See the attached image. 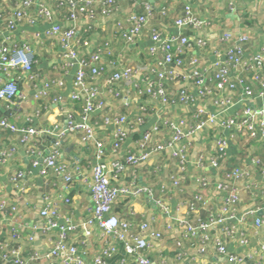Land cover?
<instances>
[{
  "label": "crops",
  "instance_id": "1",
  "mask_svg": "<svg viewBox=\"0 0 264 264\" xmlns=\"http://www.w3.org/2000/svg\"><path fill=\"white\" fill-rule=\"evenodd\" d=\"M46 3L53 12V21L63 26H69L67 7L57 6L55 0H39ZM96 0L95 2H97ZM232 2V5L230 4ZM189 4L197 19L202 21L201 26L195 28L188 26L185 35L190 39L191 45L185 49L180 57L183 59L182 67L178 68L175 79L167 82V101L159 98L152 99L138 96L131 83L118 82L108 86L101 77H88L89 83L98 87L100 96L107 106L103 111L92 114L87 120L96 132L97 138L106 148L114 138L117 125L114 118L126 116L133 120L127 126V137L121 143L115 156L122 159L127 153L137 149V141L146 130L157 127L153 134V142L166 143L171 136V129L167 123L184 119L187 125L202 121L207 115H214L216 120L207 124L202 130L191 132L182 138L179 145L187 150V163L181 169L179 159L172 155L171 149H164L154 153L144 164L129 168L118 178H112L113 185L134 183L146 186L150 194H140L136 197L121 195L113 207V212L121 219L132 223L131 234L138 233L141 223H148V230L143 234L150 246L144 251L145 256L152 264H231L224 255L217 252L212 240L202 243L197 236L187 239L181 238L179 229L166 230L167 218L162 215L156 199H161L170 209L172 220L186 219L189 222L208 219L209 215L221 214L223 193L217 191L212 185L200 189L195 181L196 176H203L211 181H222L225 170L232 167L247 168L249 158L256 156L264 167V141L260 139H245L235 133L234 128L223 125L228 117L238 118V121H251L257 125L259 110L264 107V95L257 97L245 96V87L256 91L259 83L252 79L253 71L249 67V60L264 46V0H115L113 9L109 14L103 13V6L94 3L92 19L82 16L75 24L76 34L71 39L79 56L87 57L94 49L108 50L112 56L127 65L139 67L140 74H149V68L154 64L155 55L150 53L149 47L154 43L150 33L145 31L132 44L127 43L122 35L123 29L128 25V17L133 12L144 11L145 4L151 7V25L164 38L177 34L173 21L184 15L185 4ZM18 0H0V47H12L21 43H28L35 51L36 62L32 73L34 79L29 80L25 73L20 72L17 81L18 90L26 95L25 100L19 98L0 99V120L6 119L17 127H33L37 133L32 135L30 146L20 141V134L7 128L0 127V145L6 150L13 149L10 155L0 156V201L7 200L15 203L20 212L21 232L19 239L9 237L6 221L0 218V240H8L13 246H19L25 251H46L55 239V233L44 232L39 229L43 221L40 209L43 206L55 205L59 211V220L69 217L76 229L69 239L86 264H93L96 255H99L106 245H115L112 256L105 258V264H137L135 257H129L125 262L123 243L108 236L96 224H86L92 209L90 183L93 168L97 163L95 146L81 143L79 133L71 132L63 137L53 133L44 132L47 129L54 132L66 126L69 115L75 121L82 119V100L71 101L69 93L73 89L72 80L78 66L76 60L65 69L62 65V44L60 36L47 34L50 23L36 20V24L28 22L29 17L37 14L38 3L26 8V15L15 19L14 26L8 27V20L22 7ZM229 32L231 36L245 35L246 41L242 43L244 49L243 63L232 68V76L242 79L234 82L233 88H226L215 96L196 95L198 86L183 76L188 70L186 62L191 57L198 60L201 69L212 73L215 71L213 63L222 60L225 50L237 40L231 37L226 41L222 35ZM203 37L206 40L204 47L198 46L194 39ZM89 43L88 47L83 42ZM177 46L173 42V49ZM162 52H157L161 58ZM106 56H104L105 59ZM260 78L264 81V61L258 68ZM111 73L112 67H107ZM0 77L7 75L0 72ZM53 79H62L64 85L59 91L53 87L47 95L33 97L43 82ZM186 87L195 95L194 103L179 100L178 90ZM243 99V100H242ZM145 107L140 111V106ZM197 109H202V114ZM142 115L143 123H137L136 117ZM185 126V128L187 127ZM209 125V126H208ZM126 128V126H124ZM237 130V127L235 128ZM231 132L234 138L231 137ZM224 136L229 140L227 153L221 159L220 170L211 167L208 159L214 151V139ZM56 151L57 162L65 163L72 178L65 182L62 177L50 174L44 178L37 169L32 168L31 161L43 158ZM202 156V166H197V159ZM3 160V162L1 161ZM21 170L24 172L23 190L13 193L10 184L11 175ZM178 181L177 184L173 180ZM239 199L235 218L224 221L223 225L215 224L210 232L211 239L219 238L226 245L227 250L243 257L248 264H264V176L259 168L251 171V176L240 184ZM254 191L255 196L251 193ZM201 193L203 203L196 209L190 210L188 204L193 196ZM250 209H255V215H248ZM261 218L263 223L255 225V218ZM236 219H242L236 222ZM177 226L176 222H171ZM230 226L233 229L230 231ZM159 231L161 238L151 236V232ZM32 236V241H28ZM181 240L180 256L176 257L175 242ZM204 251H200L201 247ZM41 264H60L59 259H44ZM233 264V263H232ZM241 264V263H238Z\"/></svg>",
  "mask_w": 264,
  "mask_h": 264
},
{
  "label": "built area",
  "instance_id": "2",
  "mask_svg": "<svg viewBox=\"0 0 264 264\" xmlns=\"http://www.w3.org/2000/svg\"><path fill=\"white\" fill-rule=\"evenodd\" d=\"M21 9H18L14 16L8 20V27L14 26L15 19H20L26 15V8H29L33 3H38V9L36 18L28 16V22L36 24V20L40 19L43 22L50 23V28L47 34H55L60 36L62 44V65L67 69L73 60H76L78 66L72 80L73 89L69 93V99L71 101L82 100L83 117L82 119L75 121L71 115L67 117L66 126L63 129H56L51 132L44 129V132L53 133L57 137H63L67 133L75 132L79 133L81 143L93 144L95 146V157L97 160L96 165L93 168L90 183V195L92 199V209L90 217L85 221L86 224H96L101 228L104 233L110 236L113 241H119L123 243L124 258L122 262H125L129 257H135L137 264H152L150 260L145 256L144 251L150 246V243L145 239L143 234L148 230V223L143 222L138 227V233L131 234L132 223L125 219L119 218L114 212L113 207L121 195H129L136 197L140 194H150L151 190L146 186L136 185L132 183H123L119 185H113L111 183L112 178H118L129 168H134L138 165L144 164L151 156L164 149H171L172 155L177 156L180 163V168L183 169L187 163V150L185 146L179 145L182 138L187 137L191 132L202 130L207 124H212L216 120L214 115H207L202 121L195 124L187 125L184 119H179L171 123H167L172 133L169 140L166 143L153 142V134L157 132V127L154 126L150 130H146L142 133L139 141H137V149L134 152L127 153L122 159L115 156V153L119 150L121 143L127 137V126L132 125L133 120L126 116H117L114 118V123L118 126L114 138L110 143V147L107 149L106 145L97 138L94 127L87 121L92 114H96L103 111L107 104L105 100L100 96V92L97 86L92 85L88 81V77H101L103 82L108 86H114L118 82L131 83L138 96H145L147 98L157 99L162 102L167 101V82L175 79L178 74L177 69L182 67L183 59L180 54L191 45L190 39L185 35L186 28L193 26L195 28L201 26L202 21L197 19L191 6L185 4L184 15L176 18L173 21L174 26L177 29V34L162 37L156 28L151 25V7L145 4L144 11L141 13L133 12L128 17L129 25L123 29L122 35L127 43L132 44L137 40L145 31L150 33V39L153 41V45L149 47L150 53L154 54V64L149 68V74H140L139 67L135 65H127L118 58L112 56L108 50H104V55L101 50L94 49L87 57L79 56L78 52L74 48V44L71 43V39L76 34L75 24L78 19L84 15V17L92 19L94 17V11L92 5L94 3H100L103 6V13L109 14L113 9L115 0H55L57 6L67 7V19L71 22L69 26H63L53 21V12L46 3H41L39 0H18ZM232 5V2H230ZM231 34L225 32L222 35L223 40H230ZM237 41L228 46L225 50L222 60H217L213 63L215 69L214 72L201 69L198 60L195 57H191L187 60L186 66L188 70L183 74L187 80H191L196 86L198 91L196 95L199 96L208 95L215 96L218 93L220 101H223L220 94L222 90L226 88H233L234 82H232V68L236 65L243 63L244 49L242 43L246 41L245 35H238L233 37ZM176 41L177 46L173 49V42ZM194 42L198 46L204 47L206 40L199 36L194 39ZM84 46L88 47L87 41L83 42ZM162 52L161 58L157 57V52ZM104 56L105 59H104ZM264 61V46L260 48L258 52L249 60V67L252 69V79L259 83V87L256 91L250 87H245L243 97H249L256 95L262 97L264 95V81L260 78L258 68ZM36 62L35 51L28 43H21L19 45H13L12 47L1 46L0 47V72L7 75L6 79L0 77V99L10 100L19 98L25 100L26 95L20 93L17 86V81L20 79L18 75L20 72L25 73L29 80L34 79L32 73L33 65ZM232 66V68H230ZM107 67H112L113 71L109 73ZM238 80L242 82V79H238L237 75L234 77V81ZM64 82L62 79H53L51 81H45L41 85L40 89L33 94V97L38 98L45 96L48 92L57 87L60 91ZM179 100L193 104L195 95L192 94L186 87H181L178 90ZM243 100V99H242ZM140 111H144L145 107L141 105ZM199 114L204 111L197 109ZM136 117L137 123H143L144 117L138 115ZM259 119L257 125L251 121H238V118L228 117L223 125L228 128H234V131L238 136L249 139H260L264 141V107L259 110ZM187 127L185 128V126ZM208 125V126H209ZM126 126V128L124 127ZM205 126V127H206ZM0 127L7 128L10 131L18 132L20 134V141L25 146L29 147L32 135L37 133V130L33 127H17L15 124L8 122L6 119L0 120ZM237 127V130L235 128ZM231 137L234 138V134L231 132ZM1 144V143H0ZM229 146V140L224 136H218L214 139V151L208 159V164L217 170L221 168V159L225 156L226 150ZM13 149L6 150L0 145V156H8ZM57 152L53 151L48 156L43 158L40 162L37 158L32 159L31 166L37 169L39 174L46 178L50 172L63 178L65 182H69L72 178L65 163L57 162ZM202 156H200L196 164L202 166ZM3 162V160L1 159ZM261 161L256 156H251L247 164V168L233 167L232 169L225 170L222 175V181H215L211 184V181L203 176H196L195 181L200 189H204L209 185L217 191L223 193L221 214L219 216L209 215L206 220H199L197 222H189L186 219L180 218L172 220L170 209L166 203L161 199H156L154 202L158 206L163 216L167 218L165 223L166 230L179 229L181 231L180 239H187L197 236L199 240L204 243L212 240L217 252L224 255L229 263L233 264H248L243 262V257L230 253L224 242L219 238L210 237V232L215 224L223 225L224 221L231 222L235 218L236 205L239 199V191L241 189L240 184L242 181L248 179L251 176V171H255L259 168L261 174L264 176V167L261 166ZM24 172L21 170L15 171L10 177V184L13 193L23 190ZM174 184H177L176 179L173 180ZM252 197L255 196L254 191L251 193ZM204 199L201 193H197L193 196V201H190L188 207L190 210L196 209L199 203H203ZM256 210L250 209L247 214L255 215ZM40 216L43 221L39 224V229L46 232L55 233V239L52 241L51 246L46 251H25L19 246H13L7 240H0V264H41L44 259H59L60 264H86L81 259L77 248L70 241L69 237L76 229L75 224L69 217H65L62 221L59 218L58 208L53 205H46L40 209ZM0 218L6 221L8 226L9 237L13 239L20 238L21 222L19 221L20 212L15 203L8 202L7 200L0 201ZM242 219H236V222H240ZM176 222L177 226H173L171 222ZM255 225H260L263 220L259 217L255 218ZM1 222V221H0ZM230 231L233 226H230ZM151 236L154 238H161L162 233L159 231L151 232ZM28 241H32L33 237L28 236ZM181 240L175 242L176 257L180 256L179 249L181 247ZM264 248V242L262 244ZM115 245H106L99 255L94 258L93 264H105V258L112 256L115 251ZM205 247H201L200 251H204ZM124 264V263H123Z\"/></svg>",
  "mask_w": 264,
  "mask_h": 264
},
{
  "label": "trees",
  "instance_id": "3",
  "mask_svg": "<svg viewBox=\"0 0 264 264\" xmlns=\"http://www.w3.org/2000/svg\"><path fill=\"white\" fill-rule=\"evenodd\" d=\"M226 153H227V150H226ZM233 168V167H232ZM232 168H230V169H232Z\"/></svg>",
  "mask_w": 264,
  "mask_h": 264
}]
</instances>
